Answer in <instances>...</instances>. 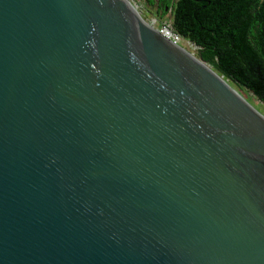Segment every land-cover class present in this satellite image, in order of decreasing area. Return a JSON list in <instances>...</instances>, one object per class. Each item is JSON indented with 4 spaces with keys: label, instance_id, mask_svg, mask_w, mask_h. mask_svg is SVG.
Instances as JSON below:
<instances>
[{
    "label": "water",
    "instance_id": "95a60500",
    "mask_svg": "<svg viewBox=\"0 0 264 264\" xmlns=\"http://www.w3.org/2000/svg\"><path fill=\"white\" fill-rule=\"evenodd\" d=\"M0 264H264V114L130 0H0Z\"/></svg>",
    "mask_w": 264,
    "mask_h": 264
},
{
    "label": "trees",
    "instance_id": "16d2710c",
    "mask_svg": "<svg viewBox=\"0 0 264 264\" xmlns=\"http://www.w3.org/2000/svg\"><path fill=\"white\" fill-rule=\"evenodd\" d=\"M171 9L173 28L198 55L264 104V0H147Z\"/></svg>",
    "mask_w": 264,
    "mask_h": 264
},
{
    "label": "rangeland",
    "instance_id": "374dc122",
    "mask_svg": "<svg viewBox=\"0 0 264 264\" xmlns=\"http://www.w3.org/2000/svg\"><path fill=\"white\" fill-rule=\"evenodd\" d=\"M138 9L142 17L150 22L154 18H158L161 21L172 22L173 21V13L171 9H166V12L158 13V3L150 4L147 0H130ZM172 3H175L177 0H171ZM191 52L193 50H190ZM197 55V54H196ZM225 77V76H224ZM225 79H227L225 77ZM232 86L238 90L253 106H255L260 112L264 114V104L258 100L251 92H249L244 87H241L231 80L227 79Z\"/></svg>",
    "mask_w": 264,
    "mask_h": 264
},
{
    "label": "built area",
    "instance_id": "2783aa9c",
    "mask_svg": "<svg viewBox=\"0 0 264 264\" xmlns=\"http://www.w3.org/2000/svg\"><path fill=\"white\" fill-rule=\"evenodd\" d=\"M150 23L168 40L175 44L184 47L187 50H193L194 54L198 55L200 47L189 39L184 38L181 34L176 32L173 28V22H163L158 18H154ZM191 52V51H190Z\"/></svg>",
    "mask_w": 264,
    "mask_h": 264
},
{
    "label": "bare ground",
    "instance_id": "6f19581e",
    "mask_svg": "<svg viewBox=\"0 0 264 264\" xmlns=\"http://www.w3.org/2000/svg\"><path fill=\"white\" fill-rule=\"evenodd\" d=\"M137 8V7H136Z\"/></svg>",
    "mask_w": 264,
    "mask_h": 264
}]
</instances>
